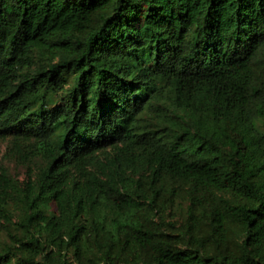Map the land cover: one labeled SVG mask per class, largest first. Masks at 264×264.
Masks as SVG:
<instances>
[{
	"label": "trees",
	"instance_id": "1",
	"mask_svg": "<svg viewBox=\"0 0 264 264\" xmlns=\"http://www.w3.org/2000/svg\"><path fill=\"white\" fill-rule=\"evenodd\" d=\"M7 136L0 264H264V0H0Z\"/></svg>",
	"mask_w": 264,
	"mask_h": 264
},
{
	"label": "rangeland",
	"instance_id": "2",
	"mask_svg": "<svg viewBox=\"0 0 264 264\" xmlns=\"http://www.w3.org/2000/svg\"><path fill=\"white\" fill-rule=\"evenodd\" d=\"M59 97V96H58ZM57 98H55L57 101ZM11 143V137L7 136L3 138L0 142V158L2 165L6 168L7 173L16 182L21 183L24 181L28 174H33L32 171L35 170L36 165L39 164L38 159L27 158L29 155L27 149H23V153H13L8 150ZM178 221H181L184 216V203L178 204L177 208L173 213ZM9 244V238L6 231V225L2 218H0V252L4 251L6 246ZM69 259V258H68ZM15 257L12 258V261Z\"/></svg>",
	"mask_w": 264,
	"mask_h": 264
}]
</instances>
